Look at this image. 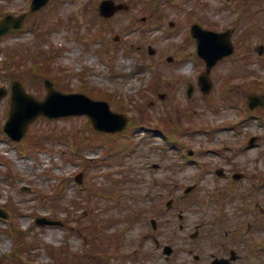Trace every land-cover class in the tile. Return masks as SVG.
Returning <instances> with one entry per match:
<instances>
[{"label": "rangeland", "instance_id": "obj_1", "mask_svg": "<svg viewBox=\"0 0 264 264\" xmlns=\"http://www.w3.org/2000/svg\"><path fill=\"white\" fill-rule=\"evenodd\" d=\"M101 1L52 0L30 16L22 32L1 39L0 67L16 61L10 57L14 51L24 57V63L4 70L0 86L18 80L28 92L43 99L48 79L67 93L107 96L113 110H124L138 122L131 135L133 142L124 137L127 144L123 146L118 135L100 134L86 116H76L40 117L30 126V141L26 143V138L22 145H15L2 130L9 99L0 101V205L20 208L14 223L11 218L0 219V264H194L185 251L168 262L150 240L152 219L159 227L167 218L173 219L174 212L166 210V203L172 197L169 187L176 192L167 185L175 183H199L206 191L227 186L240 191L253 188L257 194L247 200V212L241 211V202L223 206L228 214L225 229L246 233L247 226L246 232L240 231L239 223H264V118L248 107L249 96L260 92L256 88L264 89V55L255 51L264 44V0L252 1L250 6L244 0H116L132 1L135 6L109 19L98 10ZM29 4L30 0H0V17L22 14ZM61 22L67 26L60 30ZM170 22L175 26L170 27ZM194 23L216 31L234 29L235 53L211 72L214 89L208 96L198 87L205 64L195 54L196 42L190 34ZM246 29L248 37L242 36ZM56 30L66 31V46L60 44ZM149 45L156 50L153 56L148 54ZM32 49L48 55L47 59L38 56V65L53 68L48 75L36 71L39 67L31 63L36 59L30 56ZM168 56L175 61L168 63ZM189 82L197 87L192 99L186 95ZM161 94L166 97L161 99ZM164 116H170L183 131L175 138L185 143L184 150L168 142L172 133L161 124ZM254 135L260 141L248 149ZM41 146L44 148H38ZM22 148L32 150L23 155ZM188 149L197 150L196 161L209 162L210 171L183 162ZM156 164L160 169L153 168ZM176 164L177 171L169 168ZM181 164L186 169L182 170ZM218 169L227 172L226 178L215 176ZM236 171L248 178L234 183L229 173ZM79 173L83 174L82 184L76 182ZM123 174L132 176L120 185ZM124 185L131 188L128 195L122 191L127 189ZM182 190L172 198L181 197ZM199 194L207 197L204 191ZM60 198L63 207L59 210L63 212H54L53 203ZM120 199L128 205L120 207ZM138 206L143 209L140 222L133 226L124 223L128 214L139 211ZM201 206L195 209L180 200V208L191 222L202 214L212 222L222 208L215 202ZM67 208L69 217L64 211ZM42 216L57 217L64 226L38 228L35 221ZM159 234L168 241L166 227ZM179 236L189 240L186 234ZM35 237L42 240L37 243L39 248L19 246L23 239ZM211 238L219 241L217 248H228L227 237L220 232H204L196 243L204 248ZM245 242L263 251L256 255L243 246L237 249L248 255L244 263L264 264V230H250ZM50 247L63 257L52 255Z\"/></svg>", "mask_w": 264, "mask_h": 264}, {"label": "water", "instance_id": "obj_2", "mask_svg": "<svg viewBox=\"0 0 264 264\" xmlns=\"http://www.w3.org/2000/svg\"><path fill=\"white\" fill-rule=\"evenodd\" d=\"M46 2L47 0H34L32 8L38 9ZM109 5V3H104L103 5L102 12L104 11L103 13L106 15H110L112 12L109 10ZM5 22L6 21L2 22L0 26H3ZM193 32L194 35L199 38L200 54L207 60L208 70H210V68L220 59L233 52V47L230 42V33L220 36L215 33L202 31L198 27H195ZM202 82L204 84V89L209 90L210 84L208 82L207 74L202 77ZM18 87L19 91H14V106L10 113V119L4 128L5 132L14 140H21L25 137L29 124L39 115L56 118L75 114H88L97 129L106 131H120L128 124L127 118L118 113L112 112L106 102H96L81 94H62L55 91L52 88V85L49 88L50 95L47 101L40 102L33 97L26 95L25 92L22 91V86L20 84ZM57 100L64 101L63 105L66 107L54 109L52 105ZM253 101L263 105L264 96H255ZM38 224L53 225L57 223L43 218L38 220Z\"/></svg>", "mask_w": 264, "mask_h": 264}, {"label": "flooded vegetation", "instance_id": "obj_3", "mask_svg": "<svg viewBox=\"0 0 264 264\" xmlns=\"http://www.w3.org/2000/svg\"><path fill=\"white\" fill-rule=\"evenodd\" d=\"M206 224L207 223H199V224H197L200 228H202V227H205L206 226ZM214 228V226H212V229Z\"/></svg>", "mask_w": 264, "mask_h": 264}]
</instances>
